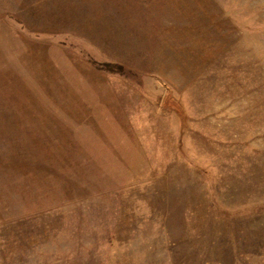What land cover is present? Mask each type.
I'll use <instances>...</instances> for the list:
<instances>
[{
	"label": "rangeland",
	"instance_id": "obj_1",
	"mask_svg": "<svg viewBox=\"0 0 264 264\" xmlns=\"http://www.w3.org/2000/svg\"><path fill=\"white\" fill-rule=\"evenodd\" d=\"M0 264H264V0H0Z\"/></svg>",
	"mask_w": 264,
	"mask_h": 264
},
{
	"label": "trees",
	"instance_id": "obj_2",
	"mask_svg": "<svg viewBox=\"0 0 264 264\" xmlns=\"http://www.w3.org/2000/svg\"><path fill=\"white\" fill-rule=\"evenodd\" d=\"M90 61V60H89ZM91 62V61H90ZM92 63L97 66L99 70L106 69L109 72H112L113 74L118 73L120 75L124 76H133V71L131 69H126V67L120 63H114L110 61L103 60V62H97L96 60H93Z\"/></svg>",
	"mask_w": 264,
	"mask_h": 264
}]
</instances>
